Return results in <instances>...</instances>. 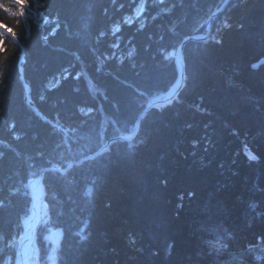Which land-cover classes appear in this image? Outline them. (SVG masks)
<instances>
[{"label": "trees", "instance_id": "trees-1", "mask_svg": "<svg viewBox=\"0 0 264 264\" xmlns=\"http://www.w3.org/2000/svg\"><path fill=\"white\" fill-rule=\"evenodd\" d=\"M222 2L0 0V264L28 182L130 135ZM211 21L133 139L43 174L41 260L52 242L54 264H264V0Z\"/></svg>", "mask_w": 264, "mask_h": 264}, {"label": "water", "instance_id": "water-1", "mask_svg": "<svg viewBox=\"0 0 264 264\" xmlns=\"http://www.w3.org/2000/svg\"><path fill=\"white\" fill-rule=\"evenodd\" d=\"M231 0H224L223 3L221 4L220 8L217 9V11L213 12L209 18L205 21L206 23L204 24V33L205 35L203 36V38H195V37H187L185 40H183L179 45V48L177 50V61H178V65L180 68V83L178 85V87L176 89L173 90V92L167 96V98L164 99H160V100H156L154 102H151L149 105H147L138 115V117L135 119V122L133 123V130H132V134L130 136H118V137H114L113 139L108 140L101 148L97 149V151L91 153V155L88 156H84V157H80L79 160L76 161H69L68 164L64 167V168H60V167H56V166H49L46 167L45 169L41 170L36 178L32 179L29 184H28V198H29V214L32 215L31 220L33 221V224L31 225L30 228V233L27 235V237H25L26 232H25V225H26V220L25 223L23 224L22 228H21V232L22 235L18 241V246H17V255H19V259H20V263L21 264H30L29 260H28V250L29 248L34 244V237L36 235V231L38 230V227L40 226L42 220H41V209H40V204H41V198L39 195V198H37L35 196V192L36 189L39 187L40 188V193L42 191V187H41V182L43 179V174H45L47 171H54L56 173H60V174H65L72 166L74 165H80L81 163H83L84 161H88L91 160L92 158L102 155V153L107 151V148L113 143V141L115 140H120V141H124V140H131L132 138H134L137 130H138V124L141 121V119L146 115L145 113L150 110L151 108H153L154 106H156V104H160V103H168V101L173 100L179 93L180 88L183 84V77H184V72H185V68H184V56H183V49L185 47V44L187 43V41H196V40H204L209 36V30L211 27V20L214 19L216 16H218L223 9L229 4ZM47 220V219H46ZM59 231H53L52 234L55 235L56 239H58L59 236Z\"/></svg>", "mask_w": 264, "mask_h": 264}, {"label": "rangeland", "instance_id": "rangeland-1", "mask_svg": "<svg viewBox=\"0 0 264 264\" xmlns=\"http://www.w3.org/2000/svg\"><path fill=\"white\" fill-rule=\"evenodd\" d=\"M141 9H142V4L139 5L135 10V17L136 18L140 17ZM41 215H42V212H41ZM42 217H43V215H42ZM21 235H22V233H20L19 236L16 237V239L12 243H9L10 247L14 246V244H15V256L14 257H12V256L7 257L3 264H21L20 259H19V255H17V246H18L17 243H18ZM57 240L55 239V241H57ZM48 242L50 243L51 241L49 238L46 237V243H48ZM34 243H35V239H34ZM35 244L30 247V249L28 250V253H27L29 263L30 264H54L55 245H53L52 242L50 243V246L48 244V248H47L45 254H47V255L49 254V257L47 259H45V257H43L41 260V258H40L41 255L38 253V250L36 249Z\"/></svg>", "mask_w": 264, "mask_h": 264}, {"label": "bare ground", "instance_id": "bare-ground-1", "mask_svg": "<svg viewBox=\"0 0 264 264\" xmlns=\"http://www.w3.org/2000/svg\"><path fill=\"white\" fill-rule=\"evenodd\" d=\"M39 195H40V188L38 187L37 189H36V192H35V196L37 197V198H39ZM31 218H32V215L31 214H29L27 217H26V225H25V232H26V235H25V237H27V235L30 233L29 231H30V228H31V225L33 224V221L31 220Z\"/></svg>", "mask_w": 264, "mask_h": 264}]
</instances>
